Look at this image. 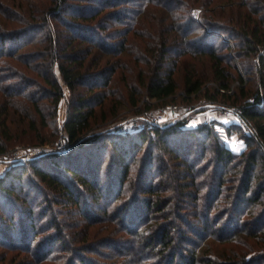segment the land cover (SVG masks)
Returning a JSON list of instances; mask_svg holds the SVG:
<instances>
[{
  "label": "trees",
  "instance_id": "1",
  "mask_svg": "<svg viewBox=\"0 0 264 264\" xmlns=\"http://www.w3.org/2000/svg\"><path fill=\"white\" fill-rule=\"evenodd\" d=\"M238 1L52 0L42 9L30 4L31 16L14 20L20 29L0 25V62H19L44 81L32 82L17 66L13 76H3L0 67V155L17 143L55 144L61 138L56 117L65 92L56 68L72 94L63 127L72 150L32 160L0 179V198L12 206L0 208V247L31 253L14 264H106L83 254L90 253L84 248L92 243L89 235L66 236V222L47 190L75 206L85 193L97 204L109 202L108 221L124 235L92 252L110 258L98 251L112 248L118 254L111 264H264V253H256L264 246V0ZM225 2L228 7L221 6ZM196 9L204 10L200 20ZM52 19L68 29L60 31ZM33 44L45 46L36 55L23 52ZM32 59L44 60L47 71L39 73ZM132 72L135 82L129 81ZM117 76L133 107L145 98L173 101L183 90L213 106L238 108L241 124L220 125L229 134L240 131L248 150L234 154L216 122L87 135L113 96L107 89ZM32 87L37 90L30 92ZM119 105L112 106L113 114ZM25 175L26 183L38 179L35 190L47 194L38 210L27 205ZM103 177L108 184H100ZM189 202L193 221L183 214ZM85 207L91 226L99 219L88 202Z\"/></svg>",
  "mask_w": 264,
  "mask_h": 264
},
{
  "label": "rangeland",
  "instance_id": "2",
  "mask_svg": "<svg viewBox=\"0 0 264 264\" xmlns=\"http://www.w3.org/2000/svg\"><path fill=\"white\" fill-rule=\"evenodd\" d=\"M23 0H0V25H4L7 28L11 30H16V28L20 29L23 27V25L18 24V21H14L17 18L22 17L23 15L27 13V15L30 17L32 14V9L30 4L33 6L34 9H42L44 8L45 4L51 3L52 0H29V8H27V1L26 6L25 3L22 2ZM73 2V1H72ZM77 1H74L73 4H75ZM245 0H239L236 2V4L240 5L243 4ZM222 3V7H228L229 4ZM24 5L25 8H22ZM38 7V8H37ZM220 6H216L217 9ZM244 6L241 8L243 9ZM244 10L247 11V8ZM8 11H14L17 15H15L14 18H12ZM204 13V10L202 9H196L193 11V15L200 20L202 18V15ZM67 20L72 21L71 16L67 15ZM171 22V21H170ZM52 24L55 26H58V29L60 31H66L68 27H65L62 25H58L56 20L52 19ZM70 34V33H69ZM64 35L67 36V33L64 32ZM45 46V45H44ZM42 45H36L33 44L31 46L26 47V49L23 50V52L30 53V55H36V53L39 52L42 48H44ZM128 63L133 65L132 59L130 57L127 58ZM33 63L36 64V67L38 68L37 71L40 72H46L47 68L46 65H44V60L36 61L34 59ZM39 64V65H37ZM42 65H44L42 67ZM4 66L5 72L2 73L10 76H13L15 73L16 66L19 67L22 71H26L29 76H27V79H30L32 82H37L38 85H40L39 82H44L43 79L40 77L38 72L32 71L24 67L21 63L15 62L12 59H6L5 65H3L0 62V67ZM15 67V68H14ZM56 76L59 79L60 83L62 84V88L64 90V96L60 102L58 115L56 117V127L60 129L61 131V138L55 143V144H44V145H38L37 143H17L15 146H13L8 152L5 154L0 155V179L5 178L10 173H13V171H18L20 168L28 165V162L44 157V156H65L67 155L73 147V144H70L69 137L65 131H63L64 124L68 117V108H69V102L72 98V94L70 89L65 85L63 82V78L61 74L59 73V70L56 68ZM176 77L180 83L183 82V70L180 69L179 72L176 73ZM131 82H135L136 76L134 72L130 73L129 75ZM251 76H256L255 73ZM10 80H16V79H10ZM18 80V79H17ZM249 85V84H248ZM37 90V87H32L30 89V92ZM107 90H110L113 94L112 97H109L103 111L98 112V119L96 118V121L94 123V126L90 132H88L87 135H91L94 133H103V132H112L115 135H128L131 133H136L143 129L151 128L152 126L157 127H168L171 125H174L178 122H185L186 125L183 127L184 129H194L200 126L201 124L205 123H213L216 122V128L217 131L220 133L222 138L225 140L227 146L232 150V152L236 155H242L244 152L248 150V142L246 138L242 137V134L240 131H234L233 134L227 133L226 129L222 128L220 124H241V121L238 117L239 110L238 108H229L228 106L223 107V105H211L209 104L204 98L198 97L195 98L194 96L189 97L187 96L183 90H180L178 94L174 97V100H169L166 103H160L157 101H151L148 98L143 99L141 103L137 107H133L129 102V97L126 88H124L122 81L120 78L115 77L113 79V82L108 87ZM117 94V95H116ZM188 97L193 99V103H189L187 101H184L183 98ZM41 97L39 96V99ZM117 102V103H115ZM44 104L46 106V111L49 112L50 110V101L45 100ZM115 104H120L118 112L116 114H113L112 112V106ZM175 108L178 109L177 113H174ZM102 112H106L107 119L105 121H102ZM30 141V140H28ZM108 164V161L106 162ZM137 173H134V176H136ZM28 176L25 175L24 177V185L22 188L25 189V192L29 194V198L27 201V205H30L32 207H36V210L40 209L42 206L46 204L45 198L46 195L42 194L40 192V188L35 190V186L40 187V182L38 179L35 181H32L35 183H26ZM102 181H100V184L103 183L108 184V180L106 177H103ZM34 180V179H33ZM10 182V181H9ZM35 185V186H34ZM18 189V188H17ZM19 190V189H18ZM47 198L51 199L54 208L56 209V214L59 216V219L63 222H66L67 225L64 230L67 237H71L73 240V234L75 232H82L83 234L80 235V237L88 236V240L91 241V245H86L87 250H90V253H83L86 257H94L99 258L100 261L105 262L106 264H111L114 261V258L112 257L114 253L118 254L117 252H114L112 248H105L101 249L98 252H103L107 257H99L98 253H93L92 250H96L101 246L102 244L106 243L109 244L108 240H114L118 239L124 235L122 231H120V227L118 224L111 225L108 221L107 214L105 212V209L109 206V202H101L100 204H97V202L89 195L85 193V195H79L81 198H79V204L78 205H72V203H69L68 199L63 198L61 195L59 196H53V193L56 194V192H53L51 190H47ZM20 190L18 193H16L17 196H19ZM78 195V194H77ZM34 197L38 198L37 203L34 201ZM46 198V199H47ZM89 204V207H87V210L90 208L95 218L99 219L98 221L95 219V221L92 223L91 226H88L87 224L88 219L84 217V212H86L85 203ZM118 203H116L117 206ZM119 206V205H118ZM8 208V210L11 209L12 206H8V204L4 202L3 199L0 198V208ZM26 208V207H25ZM102 209V210H101ZM185 209L183 211V214L188 216L189 221L194 220L190 216V211H192V204L186 203ZM52 213V212H50ZM50 217H47V219ZM16 220H18L16 218ZM38 220V218H37ZM44 220L42 217L39 218L40 223H42ZM88 222V223H87ZM196 223V222H195ZM129 222H127L126 225H128ZM45 226V230H46ZM110 227V228H108ZM116 234H113V232ZM47 233H44L43 235H40L39 238L46 236V234L49 235L51 232H55V229L53 231H45ZM120 235V236H119ZM74 244V243H73ZM62 244L58 246V249H61ZM109 246V245H108ZM59 251V250H58ZM57 251V252H58ZM256 253L262 254L264 253V246H257ZM30 252L28 253H21L16 250H9L6 248L0 247V264H14V260H18L19 262L21 258L25 256H30ZM126 254V253H125ZM7 257L6 261H3L1 258ZM112 257V258H111ZM120 260H122L120 258ZM17 262L15 264H17ZM52 264V263H49Z\"/></svg>",
  "mask_w": 264,
  "mask_h": 264
},
{
  "label": "built area",
  "instance_id": "3",
  "mask_svg": "<svg viewBox=\"0 0 264 264\" xmlns=\"http://www.w3.org/2000/svg\"><path fill=\"white\" fill-rule=\"evenodd\" d=\"M177 111H178V109H177V108H175V110H174V113L176 114V113H177ZM263 146H264V143H263Z\"/></svg>",
  "mask_w": 264,
  "mask_h": 264
}]
</instances>
